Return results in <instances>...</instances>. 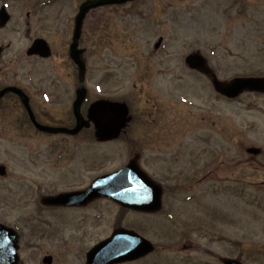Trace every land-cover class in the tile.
<instances>
[{
  "label": "rangeland",
  "instance_id": "obj_1",
  "mask_svg": "<svg viewBox=\"0 0 264 264\" xmlns=\"http://www.w3.org/2000/svg\"><path fill=\"white\" fill-rule=\"evenodd\" d=\"M82 1L0 0L11 14L0 30V85L23 87L44 123L71 113L77 72L68 47ZM38 37L51 46L48 59L26 55ZM80 45L85 109L117 100L133 120L120 139L98 142L91 129L74 138L35 131L21 109L0 117V163L8 168L0 177V223L18 233L16 264H44L46 255L51 264H86V252L118 224L156 246L123 264H222L223 257L264 264V94L227 99L185 62L200 52L221 80L264 76V0L107 6L88 14ZM16 116L20 124L12 126ZM132 152L142 153L143 168L167 189L162 211H128L117 223L121 208L109 199L81 208L41 204L120 169Z\"/></svg>",
  "mask_w": 264,
  "mask_h": 264
},
{
  "label": "water",
  "instance_id": "obj_2",
  "mask_svg": "<svg viewBox=\"0 0 264 264\" xmlns=\"http://www.w3.org/2000/svg\"><path fill=\"white\" fill-rule=\"evenodd\" d=\"M127 1L130 0H86L81 4L75 18L74 33L69 48L70 56L79 68V88L77 89V97L74 102V113L77 123L72 129L42 126L36 122L30 111L32 120L40 130L51 133L77 134L88 123L80 111L87 93L84 87L86 66L82 59L84 50L79 48V39L84 19L91 9ZM9 19L10 16L6 7L3 6L0 9V27H4ZM160 42L161 40L157 43V46L160 45ZM33 53H38L44 57L48 56L50 48L47 42L43 39L35 40L32 47L28 50L29 55ZM186 61L193 69L204 73L210 72L207 67L208 61L200 54H191L187 57ZM213 86L218 93L228 98H236L246 91L264 93V77H235L230 81H221L213 74ZM8 90L17 93L24 105L30 109L28 97L22 90L16 87L2 90L0 96ZM107 106L106 104H102L93 109H105ZM120 124L122 125V123ZM120 124L117 127H120ZM249 151L259 152L257 149H249ZM0 173H5L3 166H0ZM99 197H109L124 207L145 212H156L160 210L162 205L161 187L139 168L135 160H132L127 166L117 172L96 178L93 184L85 190L48 196L43 198L42 202L47 205H86ZM16 238L14 231L0 226V264H15L17 260ZM153 250L154 246L149 240L134 231L118 228L113 232L111 237L100 242L87 253V264H119L137 260L151 253ZM44 262L50 263L51 257H46ZM224 263L241 264L234 260H225Z\"/></svg>",
  "mask_w": 264,
  "mask_h": 264
},
{
  "label": "flooded vegetation",
  "instance_id": "obj_3",
  "mask_svg": "<svg viewBox=\"0 0 264 264\" xmlns=\"http://www.w3.org/2000/svg\"><path fill=\"white\" fill-rule=\"evenodd\" d=\"M3 87H4V85H3ZM17 107L19 108V106H17ZM129 109L130 108H128V111H129ZM10 110H19V109H0V114L4 115L5 112H9ZM94 114H95L94 119L96 120L98 125L101 127V128H99L100 130H104V127L105 128H114L118 124L120 119L122 118L119 109H115V107H110V105H108L105 109H97L96 111H94ZM130 119H131V117H130V111H129L128 112V120H130ZM65 125L73 126L74 122H73V120H71L69 122H66ZM121 131L119 133L120 136L116 139H111V141L119 139L122 134H126L128 132V130H122V129H121ZM143 151H144V149H143ZM136 154H137V152L135 153V155ZM140 155L143 156L142 153H140Z\"/></svg>",
  "mask_w": 264,
  "mask_h": 264
}]
</instances>
